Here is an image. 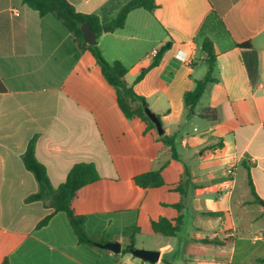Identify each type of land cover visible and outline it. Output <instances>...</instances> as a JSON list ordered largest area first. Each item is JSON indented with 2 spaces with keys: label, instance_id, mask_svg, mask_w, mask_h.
I'll use <instances>...</instances> for the list:
<instances>
[{
  "label": "crops",
  "instance_id": "obj_1",
  "mask_svg": "<svg viewBox=\"0 0 264 264\" xmlns=\"http://www.w3.org/2000/svg\"><path fill=\"white\" fill-rule=\"evenodd\" d=\"M67 1L109 19L128 0ZM155 4L152 13L130 11L123 28L102 31L96 43L106 62L127 69L128 86L174 137L173 154L156 129L122 115L91 54L58 20L0 0V264H150L122 252L130 242L158 251L155 264H264V0ZM214 11L223 12L216 19ZM204 38L214 47L217 82L186 117L183 95L207 71ZM165 42L172 45L159 65L135 82ZM206 108L214 119L200 116ZM34 136L54 188L74 164L94 165L99 180L75 194L71 209L85 217L90 237L118 242L119 253L79 244L62 212L36 228L52 210L25 201L39 191L22 163ZM150 171H160L164 185L138 187L134 177ZM177 217L175 236L150 228ZM141 233L151 247L137 246Z\"/></svg>",
  "mask_w": 264,
  "mask_h": 264
},
{
  "label": "trees",
  "instance_id": "obj_2",
  "mask_svg": "<svg viewBox=\"0 0 264 264\" xmlns=\"http://www.w3.org/2000/svg\"><path fill=\"white\" fill-rule=\"evenodd\" d=\"M21 2L28 8L38 13L40 17L45 15H52L58 20L67 32H69L78 44L79 49L88 51L93 57L100 75L110 86L116 97V104L122 115L127 120L138 119L147 125L148 129L155 130L154 124L144 113V108L147 107L144 98L138 96L131 86L125 81L127 69L119 62L114 61L108 63L102 57L97 43L87 45L82 39L81 25L87 23L96 35V39L106 27H110V31L121 29L128 13L135 9H143L152 13L155 8V0H128L116 12V14L109 19L100 17L97 14H82L75 11L74 7L67 0H21ZM111 7V2L102 6L101 11L104 12ZM223 11H214L216 19L220 17ZM171 42H165L154 54L149 67L143 69L135 78V82H139L146 72L159 65L163 55L171 48ZM249 46V44L240 45ZM201 52L204 54V63L207 67L205 75L195 82V88L188 91L183 95L184 107L186 110V117L194 115V110L198 105L202 95L207 87L217 82L214 76L216 54L212 42L208 38H204L200 45ZM5 88L0 80V93L4 92ZM215 109L206 108L200 113L203 118H215ZM159 119V117H158ZM161 123V122H160ZM164 145L170 147L172 154L174 153V137L164 136L163 134L158 137ZM35 143L36 136L32 137L26 146L22 155V163L25 169L30 172L39 186V191L35 194L28 196L25 201L27 203L42 201L46 202L45 206L51 209L52 212L40 220L36 228L45 226L51 217L62 212L65 214L68 223L74 231L79 244L88 246H97L104 243L102 239H94L90 237L85 230L86 219L83 215L74 213L71 209V202L75 194L83 187L92 184L99 180L98 173L91 163H77L74 164L68 171L65 180L56 188H54L46 174L45 167L39 163L35 157ZM134 183L140 188H158L164 185L160 171H150L141 173L134 177ZM249 186L252 195L256 198L255 191L249 179ZM181 224L180 217L169 220L160 218L157 221L150 222V228L154 233H160L164 236H175ZM209 244H223L222 241L212 240L208 241ZM130 246L122 249L123 253H129ZM2 264H7L4 260Z\"/></svg>",
  "mask_w": 264,
  "mask_h": 264
},
{
  "label": "water",
  "instance_id": "obj_3",
  "mask_svg": "<svg viewBox=\"0 0 264 264\" xmlns=\"http://www.w3.org/2000/svg\"><path fill=\"white\" fill-rule=\"evenodd\" d=\"M81 32H82V39L85 41L87 45H93L96 42V35L90 28L87 23L81 25ZM110 30V27L104 28L102 31L106 32ZM145 115L149 118V120L154 124L155 129L159 135L163 134V129L158 117L148 108H144ZM101 249H105L111 251L113 253L120 252V244L118 242H111V243H100L97 245ZM129 253L144 262H148L150 264H155L159 258V252L154 250L148 249H140L135 247L129 248Z\"/></svg>",
  "mask_w": 264,
  "mask_h": 264
},
{
  "label": "rangeland",
  "instance_id": "obj_4",
  "mask_svg": "<svg viewBox=\"0 0 264 264\" xmlns=\"http://www.w3.org/2000/svg\"><path fill=\"white\" fill-rule=\"evenodd\" d=\"M211 23H212V21L208 22V24H211ZM205 101H206V98L204 96L200 100V102H199V104L197 106V109H200L204 105ZM125 244H126L125 246H127L128 243H125ZM136 244H137V246H142L143 245V246H146V248H147V247H151L152 246V240H151L150 236L147 235L146 233H141V234L136 235ZM140 249H144V248H140ZM145 263H148V262H145Z\"/></svg>",
  "mask_w": 264,
  "mask_h": 264
},
{
  "label": "built area",
  "instance_id": "obj_5",
  "mask_svg": "<svg viewBox=\"0 0 264 264\" xmlns=\"http://www.w3.org/2000/svg\"><path fill=\"white\" fill-rule=\"evenodd\" d=\"M16 15H17V14H16ZM225 173H226L228 176H230V175L233 174V172H232L231 169H227V170L225 171Z\"/></svg>",
  "mask_w": 264,
  "mask_h": 264
}]
</instances>
